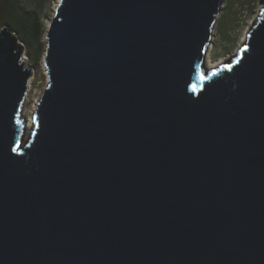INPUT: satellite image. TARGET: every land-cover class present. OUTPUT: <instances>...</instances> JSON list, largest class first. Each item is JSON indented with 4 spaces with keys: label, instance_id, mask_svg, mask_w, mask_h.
Segmentation results:
<instances>
[{
    "label": "water",
    "instance_id": "obj_1",
    "mask_svg": "<svg viewBox=\"0 0 264 264\" xmlns=\"http://www.w3.org/2000/svg\"><path fill=\"white\" fill-rule=\"evenodd\" d=\"M221 3L58 0L29 131L0 29V264H264V5L208 71Z\"/></svg>",
    "mask_w": 264,
    "mask_h": 264
},
{
    "label": "rangeland",
    "instance_id": "obj_2",
    "mask_svg": "<svg viewBox=\"0 0 264 264\" xmlns=\"http://www.w3.org/2000/svg\"><path fill=\"white\" fill-rule=\"evenodd\" d=\"M57 2L58 0H54L51 12L46 18V30L43 34L42 50L39 52L37 47L30 52L29 48L25 45L24 55L27 58L26 65L29 66L33 72L27 94L26 105L28 108L33 105L35 99L41 97L48 82V74L46 66L44 65L46 49L45 36L49 20ZM263 5L264 0H222L212 37L205 54L204 62L206 70L209 71L213 69L210 66L212 63L220 62L219 66L216 67L219 68L229 64L235 59L246 43V37L260 15V10ZM30 127L31 125L27 129L28 131Z\"/></svg>",
    "mask_w": 264,
    "mask_h": 264
},
{
    "label": "trees",
    "instance_id": "obj_3",
    "mask_svg": "<svg viewBox=\"0 0 264 264\" xmlns=\"http://www.w3.org/2000/svg\"><path fill=\"white\" fill-rule=\"evenodd\" d=\"M54 0H0V29L8 24L29 51L43 48L46 18Z\"/></svg>",
    "mask_w": 264,
    "mask_h": 264
},
{
    "label": "bare ground",
    "instance_id": "obj_4",
    "mask_svg": "<svg viewBox=\"0 0 264 264\" xmlns=\"http://www.w3.org/2000/svg\"><path fill=\"white\" fill-rule=\"evenodd\" d=\"M247 39V37H246ZM245 39V40H246ZM238 55V54H237ZM220 63V62H219ZM219 63H212L210 64V66L215 69L216 67L219 66ZM42 96V95H41ZM40 99V98H39ZM39 99H35V101H33V105L28 108L27 105H25L24 109H23V114L24 116L26 117L27 119V126L29 127L30 125L32 126V123H33V114H34V111H36L37 109V102L39 101ZM26 103H27V99H26Z\"/></svg>",
    "mask_w": 264,
    "mask_h": 264
},
{
    "label": "snow or ice",
    "instance_id": "obj_5",
    "mask_svg": "<svg viewBox=\"0 0 264 264\" xmlns=\"http://www.w3.org/2000/svg\"><path fill=\"white\" fill-rule=\"evenodd\" d=\"M246 47H247V46H246ZM226 67H229V68H230L231 65H226ZM212 75H215V72H213ZM200 78H201V81H203V80L208 79L209 77L206 76V75H204L203 73H201V74H200ZM201 86H202V85H201ZM190 87H191V89H192L193 92H196V91L199 90L198 86H197L195 83L191 84Z\"/></svg>",
    "mask_w": 264,
    "mask_h": 264
}]
</instances>
